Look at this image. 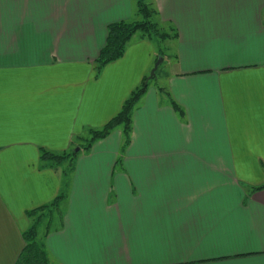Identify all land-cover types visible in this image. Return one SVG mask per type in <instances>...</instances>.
Listing matches in <instances>:
<instances>
[{
  "label": "crops",
  "instance_id": "1",
  "mask_svg": "<svg viewBox=\"0 0 264 264\" xmlns=\"http://www.w3.org/2000/svg\"><path fill=\"white\" fill-rule=\"evenodd\" d=\"M146 2L177 37L129 145L116 128L78 156L61 226L40 234L50 264H264V0ZM135 16V0H0V264L61 191L41 150L89 139L158 61L135 36L97 71L109 25Z\"/></svg>",
  "mask_w": 264,
  "mask_h": 264
},
{
  "label": "trees",
  "instance_id": "2",
  "mask_svg": "<svg viewBox=\"0 0 264 264\" xmlns=\"http://www.w3.org/2000/svg\"><path fill=\"white\" fill-rule=\"evenodd\" d=\"M136 16L138 18L132 22H118L109 25L106 44L95 61L98 72L108 64L121 59L125 55L128 44L136 35H140L141 39L153 43H159L170 38L166 28L156 21L157 12L146 0H137ZM170 30L174 33L171 38L175 39L177 37L176 31L171 28ZM159 52V57L163 56V51L160 50ZM149 83L150 79L146 77L140 86L126 100L121 111L113 119L102 129L89 131V139L82 138L83 141L73 149L63 153H53L45 149L41 150L40 157L42 164L48 165L51 169L56 171L62 169V188L53 202L27 212V217L31 224L23 233L24 248L15 264H50L47 250L40 238V233L43 231L41 228L45 225L44 237H46L53 230L57 229V225L61 226L64 217L62 204L68 196L70 177L74 171L78 156L83 151H88L96 141L108 137L116 128L122 129L124 135L123 149L129 145L132 132L133 110L142 96L146 93ZM171 105L176 110H181L176 102L172 101ZM262 189H264V186L260 187L258 190Z\"/></svg>",
  "mask_w": 264,
  "mask_h": 264
},
{
  "label": "rangeland",
  "instance_id": "3",
  "mask_svg": "<svg viewBox=\"0 0 264 264\" xmlns=\"http://www.w3.org/2000/svg\"><path fill=\"white\" fill-rule=\"evenodd\" d=\"M135 6H136V10H137V0H135ZM138 17L137 16H135V18L132 20V21H134V20H136ZM156 21H157V19H156ZM164 27V26H163ZM165 28V27H164ZM166 30H167V32H168V35H170V38L169 39H167V40H164V41H161V42H159V43H157V47H158V49H163V55H165V54H170V52H169V50H168V44L169 43H171L174 39H172L171 37L173 36V32L170 30V28H166ZM137 37H140V35H136ZM160 47V48H159ZM161 57H163V56H161ZM160 58V57H159ZM159 74V71H157V73H156V75L155 76H157ZM150 75H151V72H150ZM150 75L148 76V78L150 79ZM151 81L152 80H155V77H153L152 79H150ZM62 170V169H61ZM64 206V205H63ZM57 221H59V220H57ZM55 222H56V220H55ZM55 224V223H54ZM44 226L45 225H43V228H41V229H43V231H45V228H44ZM40 234H42V233H40Z\"/></svg>",
  "mask_w": 264,
  "mask_h": 264
},
{
  "label": "water",
  "instance_id": "4",
  "mask_svg": "<svg viewBox=\"0 0 264 264\" xmlns=\"http://www.w3.org/2000/svg\"><path fill=\"white\" fill-rule=\"evenodd\" d=\"M162 62H163V57H160L158 59V61L155 63L154 68L151 71L150 79H152L153 77H155L156 72H157V70H158V68H159V66L161 65Z\"/></svg>",
  "mask_w": 264,
  "mask_h": 264
}]
</instances>
